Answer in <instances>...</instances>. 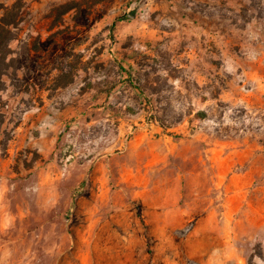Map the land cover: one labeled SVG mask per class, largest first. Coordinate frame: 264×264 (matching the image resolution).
<instances>
[{
  "label": "rangeland",
  "instance_id": "rangeland-1",
  "mask_svg": "<svg viewBox=\"0 0 264 264\" xmlns=\"http://www.w3.org/2000/svg\"><path fill=\"white\" fill-rule=\"evenodd\" d=\"M17 2L0 264H264V0Z\"/></svg>",
  "mask_w": 264,
  "mask_h": 264
},
{
  "label": "trees",
  "instance_id": "trees-1",
  "mask_svg": "<svg viewBox=\"0 0 264 264\" xmlns=\"http://www.w3.org/2000/svg\"><path fill=\"white\" fill-rule=\"evenodd\" d=\"M70 4H63V12L66 13L72 7ZM22 6L19 2L13 4L11 7L4 8V13L0 17V102L2 92L6 89V78L16 71L17 57L13 55V49L10 44L13 40L17 39L18 33L15 29L20 22V13ZM119 20V19H117ZM205 115L204 112H200ZM5 124V117L0 112V146L3 151H6L8 143L11 139L10 134L3 128ZM166 127V126H165Z\"/></svg>",
  "mask_w": 264,
  "mask_h": 264
}]
</instances>
